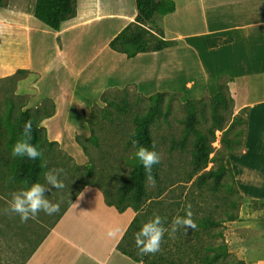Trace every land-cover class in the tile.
<instances>
[{
	"label": "rangeland",
	"instance_id": "1",
	"mask_svg": "<svg viewBox=\"0 0 264 264\" xmlns=\"http://www.w3.org/2000/svg\"><path fill=\"white\" fill-rule=\"evenodd\" d=\"M36 1L6 0L5 7L0 8L2 48L18 50L22 53L23 61H33V65L42 74L41 77L37 70L24 69L27 72L20 77L15 76L16 71L12 75L0 78V116L2 117L0 123L4 121L12 103L15 117L24 101L28 102L25 109L39 120L51 113L55 107L53 99L46 97L55 98L59 108V119L53 124L63 140L61 144L57 143L53 146H48L46 143L42 150L48 171L54 168L63 170L59 179L64 182L65 187L60 190L52 188L51 191L45 192L48 200L59 203L60 210L53 215L41 211L35 219H31L33 233L37 232V234L34 236L29 234L31 237L29 250L53 227L84 184H98L113 195L120 187L123 178L132 169L128 161L134 152V147L128 143L129 134L134 129L132 117L135 114L146 113L150 109L152 102L149 97L155 93L145 94L135 83L124 87H111L113 84L132 77L142 79L144 75H149L153 79L169 77L170 86L176 88L185 85L187 79L193 75L197 82L204 81L200 58L188 53L183 45L176 52L173 45L168 48L169 50L160 53L161 60H164L159 62L158 56L144 57L146 59L143 62L146 63L143 64L140 63V59L130 62L127 59L119 60L110 54L107 43L111 35L123 25L124 18L131 17L137 12L136 0H77L79 8L95 5L98 2L99 17L88 24L66 31L63 38L68 43L64 44L68 67L64 68L54 50L55 31L44 26L33 15ZM174 1L178 7L177 13L155 17L156 24L159 26L162 24L165 30V38L201 33L206 26L202 0ZM68 26L69 24L66 25ZM38 37L42 45L38 43ZM172 48H174L173 52L170 51ZM101 90H104L101 96L90 102L87 111L83 110L82 113L86 122L87 119L93 122L94 134L97 138L95 144L90 141L92 132L88 123L75 128L71 133L72 128L65 126V119L70 112L73 120L70 121L71 124L79 123L81 117L77 112L81 100L86 93ZM161 93L165 94L162 104L163 114L151 127L152 137L161 155L160 181L154 184L147 181L149 198L155 201H148L145 206L148 207L150 204L155 206L156 202H161L174 218L177 215L184 217L190 205L197 228L195 230L189 228L187 234L181 228L174 237L166 233L160 250H167L172 260L182 259V264L264 262V200L249 199L241 193L236 180L230 174V170L233 173L231 166L227 169L224 184L219 191H213L212 180L202 189L199 188L198 175L192 178L194 136H190L186 150L173 152L169 150L173 140L182 138L185 120L189 114L186 105L189 100L202 101L194 106L200 120L198 128L206 131L212 127V109L209 103L211 96L192 98L185 91ZM103 96L119 106L106 105L102 101ZM82 103L85 105V102ZM236 117L240 121H237ZM246 122V112L236 115L235 109L231 108L227 113L224 131H216V142L213 143L216 151L227 153L223 145L225 139L234 148L229 153L228 159L231 154L241 153L245 147ZM8 136L5 129H0V148ZM78 139L84 144L85 150L78 143ZM45 152H49V155L45 156ZM257 155L256 166L262 169L264 153L260 152ZM10 158L14 157L10 156ZM221 165H226L225 159L209 164L207 170ZM250 166L251 164L247 168L246 180L261 184V188L264 189V177H255L253 175L255 168L250 169ZM89 169L93 170V174L87 176L86 172ZM0 170V201L4 202L0 209L1 224L3 223L1 213L9 208L12 194L26 189L22 187L15 190L7 168L1 166ZM44 183L45 180L41 182ZM17 246L19 247V239L14 235L9 234L0 241V264H15ZM210 247L212 250H208ZM195 252H201L207 258L200 263L196 259Z\"/></svg>",
	"mask_w": 264,
	"mask_h": 264
},
{
	"label": "crops",
	"instance_id": "2",
	"mask_svg": "<svg viewBox=\"0 0 264 264\" xmlns=\"http://www.w3.org/2000/svg\"><path fill=\"white\" fill-rule=\"evenodd\" d=\"M98 8V2L88 7H78L76 17L65 22L59 32L55 31L54 50L64 68L68 67L64 47L67 41L63 38L66 31L88 24L99 17ZM202 9L206 26L201 33H187L167 39L176 42L175 52L183 45L188 53L200 58L203 82H197L193 75L187 79L185 85L176 88L170 86L169 77L153 79L149 75H144L142 79L127 78L111 87H124L135 83L141 92L148 95L164 91H185L192 98H199L206 95L213 97L219 92L223 79L231 80L229 91L234 100L236 115L247 109L245 147L238 155L229 156L233 175L237 187L246 198L264 200V189L261 188V184L246 180L250 164V169L255 168L253 173L255 177H264V166L259 169L255 161L258 153H264V0H202ZM177 11L176 6L175 13ZM136 15L137 12L131 17L124 18L123 25L111 35L107 43L108 48L109 42L133 22ZM209 40L217 41V45L210 46ZM38 41L39 44H43L39 37ZM166 50L169 49L141 53L132 59L111 49L110 54L119 60L127 59L130 62L140 59V63L143 64L146 63L143 62L146 59L144 57L158 56L160 59H157L158 62L164 60H161L160 53ZM173 50L174 48L170 49L172 52ZM18 69L37 70L41 74L33 65V61L24 62L21 52L12 48H2L0 43V78L12 75ZM103 92L104 90L85 94L78 107L77 113L81 117L79 123L71 124L73 122L71 113H67L65 126L72 128L71 133L75 128L86 125L87 122L82 117L83 110L87 111L89 103L97 100ZM46 99H53L54 112L50 118L41 121L40 127L47 131L49 142L61 144L62 136L53 124L59 119L58 103L55 98ZM82 102H85V105ZM0 126L5 129L4 122L0 123ZM1 150L6 151L4 145ZM5 156L8 157L9 154L5 152ZM135 217L136 213L132 208L119 212L115 207L106 204L105 196L99 188L86 186L71 201L53 227L40 238L44 239L35 251L33 248L40 240L29 250V239L22 238L15 232L5 234L0 232V241L9 234L19 239L15 264H142L134 262L117 250L119 242ZM116 229H118L116 235L110 237L108 232ZM36 234L37 232L33 236Z\"/></svg>",
	"mask_w": 264,
	"mask_h": 264
},
{
	"label": "trees",
	"instance_id": "3",
	"mask_svg": "<svg viewBox=\"0 0 264 264\" xmlns=\"http://www.w3.org/2000/svg\"><path fill=\"white\" fill-rule=\"evenodd\" d=\"M6 0H0V8L5 7ZM137 15L135 20L128 24L116 37L109 42V48L115 52L126 55L129 59L135 58L141 53L159 52L163 51L173 45L176 42L169 41L165 38L164 28L157 25L155 22L156 16L165 17L168 14L175 12L176 3L174 0H136ZM78 1L77 0H37L33 15L34 17L43 23L46 27L59 32L63 24L77 15ZM229 41H223L228 43ZM210 46H216L217 41L209 40ZM26 70L19 69L16 72L17 77L26 74ZM231 80L223 79L220 83L219 92L210 98V107L212 109V127L206 131H202L198 128L200 120L195 111V104L200 101L189 100L186 105L189 108L188 118L185 120V128L182 138L179 140H173L170 144V151H184L189 145L190 136H194L193 150H192V178L196 175L199 188H203L207 183L212 180L213 191L217 192L223 186L224 176L228 167L231 164L228 159V155L234 148L229 141L223 140V145L227 153L223 151H216L213 147V143L216 142V131H224L225 123L227 122V113L231 108H234V100L229 91V83ZM164 93H157L149 97L152 102L150 109L143 114H135L132 117L134 129L129 134L128 143L133 146L132 141L138 140L139 144L134 147V152L128 161L132 165L130 172L123 178L120 187L116 190L115 194L109 193L103 187L98 184L86 183L78 191V193L86 186H93L99 188L104 196L108 206L115 207L119 212H124L129 208H132L136 217L133 219L128 230L123 236L122 240L117 246V250L123 255L129 257L136 263L142 264H182L183 260H172L169 256L171 254L167 250H160L155 254L142 255L139 249L136 247L135 233H137L143 224L152 220L155 215H159L162 218H167L164 227L170 228L173 220V214L162 205L161 202H156L157 206L146 207L148 201H155L149 198L147 191V180L145 169L141 162L136 157L135 153L140 145L148 147L150 150L155 141L152 137L151 127L155 120L162 116V104L164 100ZM102 101L106 105L118 107L119 104L114 101H109L107 97L103 96ZM28 105L27 101H24L17 112V116L14 117V104L7 111L4 117L5 129L9 134L8 139L5 141V150L0 148V168L6 167L10 174V180L12 185H15V190L19 188H30L33 183H41L44 180V175L48 172V166L44 162L43 155L36 159L30 160L27 157H19L12 155L13 146L18 140L22 139L23 126L26 121L31 119L33 121V137L31 143L36 145L41 151L47 143L48 146H53L57 143L49 142L47 138V131L40 127L41 121L50 118L53 115L47 114L45 117L36 120L30 111L25 109ZM108 112V111H107ZM241 112H246L247 109ZM93 115V114H92ZM0 118H2L0 116ZM240 121L239 118H235ZM87 123L92 132L90 141L97 144V138L94 134V125L91 119H87ZM247 125V122H246ZM0 129L1 126H0ZM135 133V135H133ZM242 135V133H241ZM237 141L235 140L234 143ZM78 143L85 150L84 144L78 139ZM155 150L158 152V147L155 144ZM5 152L9 156H5ZM43 153V151H42ZM215 154L214 156H212ZM45 156L49 155V152L44 153ZM10 156L14 157L13 159ZM225 159V166L211 168L207 170L209 164L215 161H222ZM43 165V166H42ZM160 163L155 164L152 168V175L155 182L160 181L159 174ZM1 174V170H0ZM93 174V170L89 169L86 172L87 176ZM231 176L234 178L232 171ZM78 193L73 199L76 198ZM3 202V201H2ZM0 201L1 205L4 204ZM3 223L0 224V232L5 234L9 232H15L22 238L30 239L29 234H34V229L31 226V219L27 222H21L18 214L4 210L1 213ZM208 222H210L208 220ZM32 232V233H31ZM166 236V233H165ZM164 236V237H165ZM44 238H42L43 240ZM33 248V251L39 246L41 241ZM208 250H212L210 247ZM196 259L202 263V260L207 257L203 256L201 252H195Z\"/></svg>",
	"mask_w": 264,
	"mask_h": 264
},
{
	"label": "clouds",
	"instance_id": "4",
	"mask_svg": "<svg viewBox=\"0 0 264 264\" xmlns=\"http://www.w3.org/2000/svg\"><path fill=\"white\" fill-rule=\"evenodd\" d=\"M32 137L33 121L29 119L23 126L22 139L18 140L13 146L12 155L22 158L27 157L30 160L40 158L43 153L36 145L31 143ZM132 143L135 147L139 144V141L134 139ZM135 155L145 169L146 180L154 184L155 179L152 175V168L161 160V155L155 150V144L152 145L151 150L148 147L140 145ZM62 171V169H50L44 175V184L36 182L26 190L13 193L7 211L18 214L21 222H27L28 219H35L41 211L47 215L58 213L60 210L59 203H52L48 200L45 192L51 191L52 188L60 190L65 187L64 182L59 179ZM190 207L189 205L184 217L177 215L173 218L170 225L171 231H169V228L164 227L167 218H162L159 215H155L152 220L143 224L141 229L134 234L136 247L139 249L140 254H155L160 251L165 233H168L170 237H174L175 233L181 228L185 234H187L189 228L195 230L197 224L192 218L193 213ZM117 231L118 229L110 230L108 235L110 237L115 236ZM260 264H264V262H260Z\"/></svg>",
	"mask_w": 264,
	"mask_h": 264
}]
</instances>
